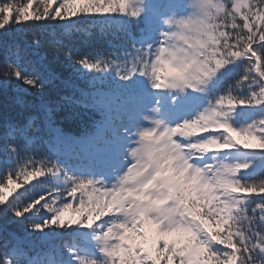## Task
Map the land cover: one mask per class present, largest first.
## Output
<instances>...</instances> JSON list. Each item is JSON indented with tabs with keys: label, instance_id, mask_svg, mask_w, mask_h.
<instances>
[{
	"label": "snow or ice",
	"instance_id": "obj_1",
	"mask_svg": "<svg viewBox=\"0 0 264 264\" xmlns=\"http://www.w3.org/2000/svg\"><path fill=\"white\" fill-rule=\"evenodd\" d=\"M9 91L0 264H264V0H0Z\"/></svg>",
	"mask_w": 264,
	"mask_h": 264
},
{
	"label": "trees",
	"instance_id": "obj_2",
	"mask_svg": "<svg viewBox=\"0 0 264 264\" xmlns=\"http://www.w3.org/2000/svg\"><path fill=\"white\" fill-rule=\"evenodd\" d=\"M45 38L42 36V39ZM66 41H74L77 45L88 48L107 49L108 42L113 39L112 35L102 32L99 28L81 29L79 32L66 33L63 37ZM41 54H46L42 51ZM15 92L9 91L7 95H0V117L5 113L9 117L17 116L21 109L15 103ZM30 99V98H29ZM92 122L89 115H81L67 127H70L73 134L79 135L91 131ZM10 230H15V225L10 226Z\"/></svg>",
	"mask_w": 264,
	"mask_h": 264
}]
</instances>
